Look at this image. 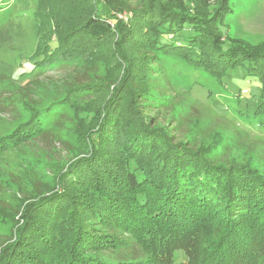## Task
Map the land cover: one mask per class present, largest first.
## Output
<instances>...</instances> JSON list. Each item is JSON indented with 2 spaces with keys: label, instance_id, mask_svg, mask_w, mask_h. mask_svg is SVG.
Wrapping results in <instances>:
<instances>
[{
  "label": "trees",
  "instance_id": "trees-1",
  "mask_svg": "<svg viewBox=\"0 0 264 264\" xmlns=\"http://www.w3.org/2000/svg\"><path fill=\"white\" fill-rule=\"evenodd\" d=\"M123 1L82 0L81 20L64 34L59 28L46 56L38 57L41 71L108 44L120 75L110 86L101 83L107 97L90 115L75 159L55 181L61 191L45 190L14 217L0 264H144L106 256L128 246L156 249L164 264H172L187 242L180 264H264V170L216 162L215 146L176 141L150 114L153 102L164 108L170 99L153 85L162 73L157 65L178 60L221 83L242 69V79L259 84L252 113L241 109L244 122L264 127V47L249 52V43H218L226 0H148L129 10ZM123 10L133 15L118 17ZM98 86L70 87L66 102L92 96ZM56 104L0 138V152L39 133L45 117L60 116L66 103ZM208 227L215 237L195 257L191 244Z\"/></svg>",
  "mask_w": 264,
  "mask_h": 264
},
{
  "label": "rangeland",
  "instance_id": "rangeland-1",
  "mask_svg": "<svg viewBox=\"0 0 264 264\" xmlns=\"http://www.w3.org/2000/svg\"><path fill=\"white\" fill-rule=\"evenodd\" d=\"M81 1L0 2V138L28 123L33 115L54 109L61 101L66 103L56 119L44 118L39 133L0 152V248L11 241L14 217H19L25 203L55 188L59 174L75 159L83 135L92 123L90 115L107 97L101 83L110 86L120 75L116 57L106 51L108 44L71 60L50 62L44 70L36 69L43 65L38 57L43 53L46 56L58 34L66 33L81 20ZM110 2L115 3L114 0ZM146 2L148 0H126L128 10L139 9ZM183 2L189 3V0ZM225 6L227 10L220 26L223 38L218 43L225 48L249 43L259 48L248 47L249 52L261 51L264 47V0H226ZM132 15V11L123 10L117 16ZM59 28L62 30L57 33ZM157 67H162V73L159 80L152 81L153 85L157 92L170 99L164 108L153 102L155 107L150 109V114L165 123L161 125L166 127L169 136L197 147L215 146L213 159L216 162L235 160L250 169L264 170V127L258 128L257 120L254 124L244 122L242 114V111L252 113L258 96L257 81L246 82L241 78L242 69H235L229 73L231 78L221 83L216 77L200 69H191L178 60L162 61ZM21 73L28 75L18 77ZM85 83L99 85L94 95L66 102L69 88ZM198 236L200 238L191 246L196 250L195 257L199 258L215 235L208 227ZM183 244L188 242L176 249L172 264H180V256L185 255L180 249ZM157 252L156 249L146 252L139 246H128L106 253V256L113 261L164 264Z\"/></svg>",
  "mask_w": 264,
  "mask_h": 264
}]
</instances>
